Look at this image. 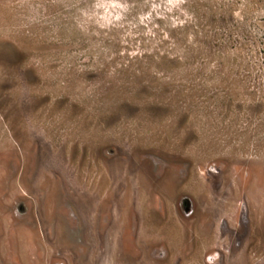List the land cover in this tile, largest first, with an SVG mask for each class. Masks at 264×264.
<instances>
[{"label": "rangeland", "instance_id": "rangeland-1", "mask_svg": "<svg viewBox=\"0 0 264 264\" xmlns=\"http://www.w3.org/2000/svg\"><path fill=\"white\" fill-rule=\"evenodd\" d=\"M0 264H264V0H0Z\"/></svg>", "mask_w": 264, "mask_h": 264}]
</instances>
